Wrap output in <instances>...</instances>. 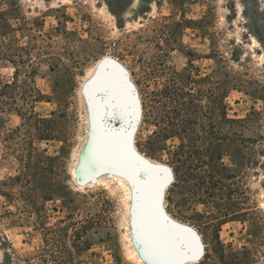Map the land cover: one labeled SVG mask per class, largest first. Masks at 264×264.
<instances>
[{
	"label": "rangeland",
	"instance_id": "1",
	"mask_svg": "<svg viewBox=\"0 0 264 264\" xmlns=\"http://www.w3.org/2000/svg\"><path fill=\"white\" fill-rule=\"evenodd\" d=\"M0 16L44 95L33 114L16 111L23 100L0 110V264H145L132 185L77 181L91 129L83 90L106 60L138 97L134 153L172 175L162 216L196 235L200 261L264 264V0H0ZM14 73L0 61L1 101ZM167 88L177 96L155 100ZM72 219L91 248L54 253L45 229Z\"/></svg>",
	"mask_w": 264,
	"mask_h": 264
},
{
	"label": "water",
	"instance_id": "2",
	"mask_svg": "<svg viewBox=\"0 0 264 264\" xmlns=\"http://www.w3.org/2000/svg\"><path fill=\"white\" fill-rule=\"evenodd\" d=\"M83 93L91 129L89 145L76 169L78 183H97L107 174L126 178L134 191L132 226L140 257L147 264L199 262L204 249L196 235L187 228L169 223L158 209L164 192L172 183L170 171L146 163L132 148V135L141 111L138 97L124 71L112 61H104L85 85ZM118 121L122 125L117 127ZM118 136L125 149L122 161L113 162L112 166L105 140Z\"/></svg>",
	"mask_w": 264,
	"mask_h": 264
},
{
	"label": "trees",
	"instance_id": "3",
	"mask_svg": "<svg viewBox=\"0 0 264 264\" xmlns=\"http://www.w3.org/2000/svg\"><path fill=\"white\" fill-rule=\"evenodd\" d=\"M1 19H3L2 16H0ZM14 30V29H10ZM8 41H9V34L8 33H2L0 32V61H7L10 64H12L15 68L14 73V80L12 83H7L4 85L2 94H4L5 99L4 101L0 100V110H3L2 112L7 111H13L15 110L16 106H20L19 102L20 100H23L24 104L21 108L16 109L18 111L19 115L23 117L25 114H33L35 113V108L38 103H41L44 99V95L41 93V91L36 86L34 80L32 77H25L22 75L23 68L25 69V66L27 64V59L23 56V52L25 51V48H18L16 51H11L10 48H8ZM176 94V95H175ZM227 91L224 93V97L227 96ZM173 95L177 96V93L170 91V89H165L162 94L154 93L153 97L159 98V97H166L170 100H173ZM146 106V105H144ZM152 108V107H151ZM25 112V113H23ZM187 135L184 136L186 138ZM221 151L213 152L214 160H221L222 154ZM182 157H184V154H181ZM213 158V157H212ZM187 162L182 161L181 165L184 166ZM180 165V166H181ZM190 174L189 169L183 173L184 177H188ZM176 175L178 178L179 183V173L176 171ZM177 185H175L176 187ZM70 224L66 223L65 221H62L58 226H55L50 229H45L47 233L44 235V242L48 248H50L51 251L54 253H61L62 251H71L74 248L75 253L83 250H87L91 248V242L89 239H84V237L81 235L80 230L86 229L83 225L80 229H77L78 226H81L83 224V221H74ZM74 227L76 230L74 232L73 237H70L68 232L69 228ZM71 244L70 248L69 245ZM218 245L220 247L222 246L220 242H218ZM85 246V247H84ZM71 247H73L71 249ZM222 248V247H221ZM220 252V251H219ZM220 260L224 259V252L219 253ZM73 253V252H72ZM52 259H46L43 258L44 263H49L51 261L55 264H66V262L62 261L61 259H54V255H51ZM199 264H214L211 261V257L209 255L206 257V259L203 258V261H200Z\"/></svg>",
	"mask_w": 264,
	"mask_h": 264
},
{
	"label": "bare ground",
	"instance_id": "4",
	"mask_svg": "<svg viewBox=\"0 0 264 264\" xmlns=\"http://www.w3.org/2000/svg\"><path fill=\"white\" fill-rule=\"evenodd\" d=\"M123 101H124V99H123ZM123 104L124 103H122V105ZM121 139L122 138L120 136H118V137H115V138H109V139L105 140V149L109 153V157L111 159L110 163L112 164V166H113L114 163L119 164V162L122 161V156L121 155H122V153H123L125 148H124L123 140H121ZM149 164L152 165V166H155V167H159V165L157 163H154L152 161H151V163L149 162ZM120 178L123 179V181H125L126 183H128V186L130 185V183L128 182V180L126 178H124L122 176H120ZM152 178L155 180V176L154 175L152 176ZM144 263L147 264L145 261H144Z\"/></svg>",
	"mask_w": 264,
	"mask_h": 264
}]
</instances>
